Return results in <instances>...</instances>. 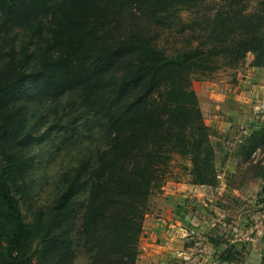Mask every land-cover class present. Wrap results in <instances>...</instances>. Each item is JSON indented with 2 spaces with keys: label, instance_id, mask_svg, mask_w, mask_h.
Instances as JSON below:
<instances>
[{
  "label": "trees",
  "instance_id": "trees-1",
  "mask_svg": "<svg viewBox=\"0 0 264 264\" xmlns=\"http://www.w3.org/2000/svg\"><path fill=\"white\" fill-rule=\"evenodd\" d=\"M24 28L23 51L0 65V264H74L77 241L88 264H136L152 197L181 179L173 165L193 185L217 178L193 83L240 70L249 53L264 67V0H0V36ZM27 83L80 90L111 128L94 169L75 170L30 219L21 150L44 136L23 127Z\"/></svg>",
  "mask_w": 264,
  "mask_h": 264
},
{
  "label": "rangeland",
  "instance_id": "rangeland-1",
  "mask_svg": "<svg viewBox=\"0 0 264 264\" xmlns=\"http://www.w3.org/2000/svg\"><path fill=\"white\" fill-rule=\"evenodd\" d=\"M10 32H7V38L0 36V45L5 48L0 53V65L8 60L7 53L11 46L15 45L13 51L19 55L28 41L26 28ZM162 45H166L165 40L161 41ZM165 47H168V44ZM36 52L37 45L30 46L32 66L36 60ZM253 65L254 55L249 53L245 65L240 70H222L210 78L195 80L193 87L197 98L198 93L206 89L205 83L232 84L239 71L242 72ZM21 104L27 113L24 130L32 132L35 136L40 134L44 136L43 141L30 143L21 150L24 156V181L28 193L27 203L22 212L25 219H30L37 209L45 208L53 202L64 190L66 178L72 176L75 170L86 166L84 171L89 173L94 169L92 164L106 148L111 128L109 122L93 115L78 89L54 96L45 93L35 84L27 83L26 94ZM56 123L72 124L77 130L74 134L65 131L47 134L48 129ZM246 127L248 129L240 128L227 135V140H232L230 145H213L217 178L214 184L208 186L215 190V197L217 194L220 195L215 201L213 213L223 221L226 218L235 221L239 218L254 217L255 221H259L264 215V185L261 183V170L264 169V124ZM219 132L213 130L211 138L221 136ZM173 166L174 176L181 179L170 182L189 183L190 177L180 168V164L176 163ZM222 167L225 170H222ZM163 192L164 190L152 197L149 204L150 213L154 212L156 201ZM195 204L196 202L192 206ZM76 252L74 264L89 263L88 255L83 252L79 241L76 242Z\"/></svg>",
  "mask_w": 264,
  "mask_h": 264
},
{
  "label": "crops",
  "instance_id": "crops-1",
  "mask_svg": "<svg viewBox=\"0 0 264 264\" xmlns=\"http://www.w3.org/2000/svg\"><path fill=\"white\" fill-rule=\"evenodd\" d=\"M205 84L204 95L198 93L205 123L222 131L211 138L213 145H230L227 135L264 124V113L257 110L264 104V67L239 71L232 84ZM263 175L264 169V185ZM163 190L144 220L136 264H264V215L259 221H223L213 213L220 197L213 187L169 182ZM221 239L230 248L212 242Z\"/></svg>",
  "mask_w": 264,
  "mask_h": 264
},
{
  "label": "built area",
  "instance_id": "built-area-1",
  "mask_svg": "<svg viewBox=\"0 0 264 264\" xmlns=\"http://www.w3.org/2000/svg\"><path fill=\"white\" fill-rule=\"evenodd\" d=\"M258 111L264 113V104L263 105H260V107L257 109ZM263 245H264V239L262 241Z\"/></svg>",
  "mask_w": 264,
  "mask_h": 264
}]
</instances>
